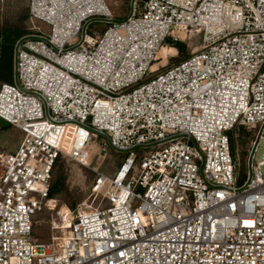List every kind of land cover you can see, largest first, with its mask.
Instances as JSON below:
<instances>
[{"label": "built area", "instance_id": "obj_1", "mask_svg": "<svg viewBox=\"0 0 264 264\" xmlns=\"http://www.w3.org/2000/svg\"><path fill=\"white\" fill-rule=\"evenodd\" d=\"M30 18L49 32L22 37L0 86V120L23 135L0 153V264H264V0L136 1L120 21L105 0H30ZM192 32L201 49L151 76ZM235 129L255 133L242 184ZM95 139L127 154L97 173L100 203L33 241L56 160L88 165Z\"/></svg>", "mask_w": 264, "mask_h": 264}, {"label": "rangeland", "instance_id": "obj_2", "mask_svg": "<svg viewBox=\"0 0 264 264\" xmlns=\"http://www.w3.org/2000/svg\"><path fill=\"white\" fill-rule=\"evenodd\" d=\"M110 10L113 13L114 20L120 21L125 19L131 11L132 0H105ZM137 5L142 7V0H136ZM30 8V0H0V14L4 17H15L25 8ZM30 24V25H29ZM28 28L36 26L43 32H49V27L41 21L30 22ZM110 25V22L105 21H93L89 24L87 32L92 34H102L105 29ZM34 32L33 30L31 31ZM185 46L186 56L179 55V51L175 49L173 53H159V59L155 61L153 69L155 70L150 75L153 76L163 71L166 67L173 65L192 53L197 52L202 46V36L196 32L189 34L186 40L181 41ZM167 45H171L169 41L165 42ZM169 55V56H168ZM168 56V58H167ZM236 133V134H235ZM238 133V135H237ZM232 138L231 143L233 146V156L236 161L237 172V184H242L246 180L249 168L247 166L248 155V139L253 138L255 133L248 134L244 130H237L236 132H228ZM235 134V135H234ZM239 136V138H237ZM22 133L14 126L7 124L0 120V153H12L14 152L22 141ZM161 147H157L160 149ZM90 153V159L88 165L84 166L70 157L63 155V165H58L54 172L53 180L56 178L57 169L63 167L66 173L65 187L63 191L58 192L52 199L53 208L51 210L45 209L36 214L34 224V234L36 239L33 241H49L53 236L59 235L62 232V228L67 222L65 217L66 210H73L69 207L67 202H76V207L80 204L86 203L95 205L100 203L101 197L96 199L92 195V184L97 176L98 172L114 173L123 160V155L115 152L110 148L104 140L95 139L87 148ZM143 152V151H141ZM264 155V141L259 144L257 152V159H261Z\"/></svg>", "mask_w": 264, "mask_h": 264}, {"label": "trees", "instance_id": "obj_3", "mask_svg": "<svg viewBox=\"0 0 264 264\" xmlns=\"http://www.w3.org/2000/svg\"><path fill=\"white\" fill-rule=\"evenodd\" d=\"M146 0H142L144 3ZM31 22L30 8H25L15 17H2L0 14V86L4 83H13L15 68V47L17 42L24 36L31 34V28L28 24ZM30 25V24H29ZM179 51V55L186 56L185 46L181 42L173 44ZM239 129H235L236 132ZM242 131V130H241ZM233 149V146H232ZM116 152V151H115ZM123 160L126 153L118 152ZM122 160V162H123ZM63 156H59L56 160L54 172L58 165H63ZM121 162V163H122ZM120 163V165H121ZM119 165V166H120ZM54 176V175H53ZM66 173L63 167L57 169L56 178L52 181L50 197L53 198L58 192L63 191L65 187ZM72 209L76 208V202H67Z\"/></svg>", "mask_w": 264, "mask_h": 264}, {"label": "water", "instance_id": "obj_4", "mask_svg": "<svg viewBox=\"0 0 264 264\" xmlns=\"http://www.w3.org/2000/svg\"><path fill=\"white\" fill-rule=\"evenodd\" d=\"M135 2H136V0H132V1H131V11H130V12L133 11V9H134V5H135ZM101 21H108V20H101ZM22 39H23V38H21V39L17 42V44H16V47H15V58H16V53H17V47H18V45L20 44V42L22 41ZM15 63H16V60H15ZM14 79L16 80V73H15V70H14Z\"/></svg>", "mask_w": 264, "mask_h": 264}, {"label": "bare ground", "instance_id": "obj_5", "mask_svg": "<svg viewBox=\"0 0 264 264\" xmlns=\"http://www.w3.org/2000/svg\"><path fill=\"white\" fill-rule=\"evenodd\" d=\"M173 53V52H175V48L174 47H171V48H167V47H164L163 49H162V51H161V54H163V53ZM169 56V55H168ZM168 56H167V58H168ZM159 57L160 56H158V59H159ZM157 59V60H158Z\"/></svg>", "mask_w": 264, "mask_h": 264}, {"label": "crops", "instance_id": "obj_6", "mask_svg": "<svg viewBox=\"0 0 264 264\" xmlns=\"http://www.w3.org/2000/svg\"><path fill=\"white\" fill-rule=\"evenodd\" d=\"M176 49V48H175Z\"/></svg>", "mask_w": 264, "mask_h": 264}]
</instances>
